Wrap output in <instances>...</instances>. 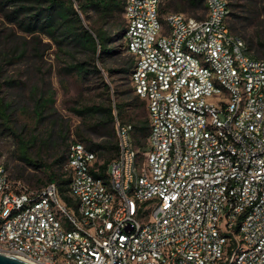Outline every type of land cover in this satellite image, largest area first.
Here are the masks:
<instances>
[{
  "label": "built area",
  "instance_id": "2783aa9c",
  "mask_svg": "<svg viewBox=\"0 0 264 264\" xmlns=\"http://www.w3.org/2000/svg\"><path fill=\"white\" fill-rule=\"evenodd\" d=\"M205 4L195 19L126 0L148 149L117 119L119 156L97 178L96 152L71 141L64 192L16 186L0 164V252L33 264H264V60L231 32L227 0Z\"/></svg>",
  "mask_w": 264,
  "mask_h": 264
},
{
  "label": "trees",
  "instance_id": "16d2710c",
  "mask_svg": "<svg viewBox=\"0 0 264 264\" xmlns=\"http://www.w3.org/2000/svg\"><path fill=\"white\" fill-rule=\"evenodd\" d=\"M161 1V16L179 13L189 18L203 19L207 15L206 0ZM240 1H244V4H232L228 1L232 10L229 19L230 30L242 40L245 41L243 37L248 39L245 42L252 57L264 60V37L258 31L259 55L257 57L252 53L253 38L247 37L245 33V29H249L255 19L258 23L257 29L264 28V16L259 13L255 17L256 12L253 7L256 6L257 0H238ZM125 2L126 0H0V16L11 25L10 30L6 29L8 33L0 32V45L3 44L8 48L3 58L40 59L42 55L39 47L44 36L52 40L58 47L59 53L72 60L64 67L65 72L76 74L83 82L89 81L93 75L100 79L102 84L100 100L73 110L82 119L81 126L74 130L76 137L98 155V162L93 170L97 178H107L110 165L119 156L117 119L122 123L129 122L134 125L133 140L139 148H143L146 141L148 143L150 135L149 117L143 119L128 114L129 110H135L141 105L147 107V102L139 96L131 99L133 90L121 91L119 87L112 88L106 82L103 71L97 66L102 56L115 53L111 45L116 42L115 39L119 40L118 35L110 38L105 29L110 25L113 28L123 20L126 22ZM235 10H238L240 14ZM200 12H203L205 16L198 17ZM91 20L93 22L88 27L85 21ZM124 39L126 41V30ZM78 54L83 55L81 60L77 59ZM132 71L133 62L131 61L119 72L128 75L132 74ZM15 82L18 80H5V83L9 85H14ZM2 87L0 83V134L5 132L12 134L18 140L21 160L32 163L31 165L45 173L46 182L41 179L38 182L41 186L55 182L62 192L66 191L70 179L65 177L63 165L71 142L70 132L60 136L61 140L52 145L43 137L33 133L46 118V110L55 105V92L48 88L36 87L31 97L34 106L20 107L13 100H8L2 95ZM19 111L30 114L35 120L36 126L33 130L27 131L26 126L16 125L15 114ZM97 132L103 134L104 139L100 143L91 139ZM34 149H36L35 156L31 154ZM44 153H48L51 163L47 162L48 157L44 156ZM31 155L36 158L35 161ZM36 161L39 164H36Z\"/></svg>",
  "mask_w": 264,
  "mask_h": 264
},
{
  "label": "rangeland",
  "instance_id": "374dc122",
  "mask_svg": "<svg viewBox=\"0 0 264 264\" xmlns=\"http://www.w3.org/2000/svg\"><path fill=\"white\" fill-rule=\"evenodd\" d=\"M232 4H244V1L238 2V0H228ZM254 12L255 17L260 14L264 16V0H257ZM242 10V9H239ZM236 13L240 14L238 10ZM198 17H203L205 14L200 12ZM93 21L86 22L89 27ZM258 23L255 21L249 27L245 29L247 37L253 38L254 46L252 47V53L254 56L259 55L257 50L259 47L260 34L264 37V28L257 29ZM11 28V25L7 24L3 17L0 16V32L7 31ZM126 30L125 20L121 21L117 26L112 28L107 27L105 31L108 36L118 37L119 40H113L111 49H114L115 53L112 55H104L97 62V66L103 71V76L110 84L112 88L119 87L121 91L133 90L131 85V73L125 75L121 71L131 61L132 56L128 53L127 43L124 39ZM259 31V32H258ZM5 34V32H4ZM247 42L248 39L243 37ZM40 54L42 57L33 58L29 57L23 60H11L10 58H3L8 48L3 44L0 45V83H2V95L13 100L16 105L22 107L27 105L28 107L34 106L32 95L36 87L48 88L55 92V105L48 108L45 113V119L33 132L36 136L43 137L50 145L56 144L60 141V136L66 135L70 132V141H79L74 133V130L81 126L82 119L76 115L73 111L82 105H89L100 100L102 92V84L100 79L93 75L87 82L81 81L76 74H70L64 71V67L71 63V59H67V56L62 55L58 51V47L47 37L42 38V44L40 45ZM82 54L77 55V59L81 60ZM7 79L18 80L14 85L5 83ZM136 97L134 92L130 95V98ZM114 99V96H113ZM128 114L136 118H148L147 107L139 106L137 109L128 111ZM16 125L19 127L26 126L27 131L33 130L36 126L35 120L30 114H24L20 111L15 114ZM70 128V130H69ZM46 135V136H44ZM91 139L100 143L104 138L103 134L94 133ZM85 144V143H84ZM87 146V144H85ZM147 151L148 143H144L143 149ZM141 151V152H142ZM31 154L35 156L36 149ZM0 164L4 165L9 178L16 186L25 187L31 190H40L42 186L38 183L39 180L46 182L47 178L45 173L38 167L31 165L28 162L22 161L18 150V140L9 132L0 134ZM32 156V155H31ZM32 156L34 161L36 158ZM44 156L48 157L47 162L51 163L48 153H44ZM35 164V163H34ZM36 164H39L36 161ZM20 184V185H18Z\"/></svg>",
  "mask_w": 264,
  "mask_h": 264
},
{
  "label": "water",
  "instance_id": "95a60500",
  "mask_svg": "<svg viewBox=\"0 0 264 264\" xmlns=\"http://www.w3.org/2000/svg\"><path fill=\"white\" fill-rule=\"evenodd\" d=\"M0 264H31L15 256L0 252Z\"/></svg>",
  "mask_w": 264,
  "mask_h": 264
},
{
  "label": "bare ground",
  "instance_id": "6f19581e",
  "mask_svg": "<svg viewBox=\"0 0 264 264\" xmlns=\"http://www.w3.org/2000/svg\"><path fill=\"white\" fill-rule=\"evenodd\" d=\"M31 264H33V263H31Z\"/></svg>",
  "mask_w": 264,
  "mask_h": 264
}]
</instances>
